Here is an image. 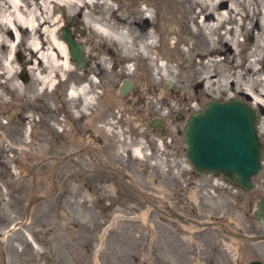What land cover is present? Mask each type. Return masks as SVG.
I'll return each instance as SVG.
<instances>
[{
  "label": "rangeland",
  "instance_id": "374dc122",
  "mask_svg": "<svg viewBox=\"0 0 264 264\" xmlns=\"http://www.w3.org/2000/svg\"><path fill=\"white\" fill-rule=\"evenodd\" d=\"M208 2L81 0L82 5L68 7L57 0L52 3L55 43L67 50L60 27L76 18L71 31L85 46L90 65L80 68L69 57L67 66L50 68L54 77L48 86L37 84L30 72L27 35L18 47L17 42L12 44L14 48H0V264L264 262V241L247 243L219 227L201 230L151 210L152 205L157 210L169 204L197 220L220 222L229 231L264 233V225L252 215L256 200L264 194L261 177H253L259 187L252 192L237 193L228 185L220 189L221 175L193 173L183 135L176 131L183 124L181 116L209 98H238L257 110L264 151V0L212 4L215 13L225 15L223 22L203 19L211 6ZM97 25L107 26L112 38L96 32ZM119 35L128 38L124 45L115 40ZM9 60H13L12 75L7 72ZM101 71L105 72V90L112 87L114 91L124 77L167 82L168 123L175 130L165 139L169 141L163 150L168 155L165 160H157L156 139L143 128L146 120L139 125L132 119L121 123L120 106L101 104ZM85 85L90 97L87 103L83 97L70 95L72 89L78 91ZM69 124L87 125L103 135L104 145L95 149L97 160L92 159L93 153H83L74 156V164L62 161L53 185L52 163L70 149L65 143ZM129 125H136L130 136L125 129ZM84 138L91 139V135ZM80 142L74 137L69 145ZM101 163L130 174L137 192L118 178L117 191L109 182L111 192L97 194L89 183L107 178L99 171ZM69 170L78 177L80 187L88 183L87 201L80 195L66 198L64 177ZM211 178L216 186L206 183ZM198 180L205 185L200 182L201 188L195 190L191 181ZM192 208L197 213L192 214ZM20 221L21 225L11 229ZM193 229L200 231L188 232Z\"/></svg>",
  "mask_w": 264,
  "mask_h": 264
},
{
  "label": "flooded vegetation",
  "instance_id": "af4514ba",
  "mask_svg": "<svg viewBox=\"0 0 264 264\" xmlns=\"http://www.w3.org/2000/svg\"><path fill=\"white\" fill-rule=\"evenodd\" d=\"M137 1H139V0H137ZM135 2H136V0L130 1V3H135ZM77 21L78 20L75 18V23H77ZM74 25H72L70 27L71 30H72V27ZM86 61H87L88 65H90V62L87 60V58H86ZM99 73H100L101 79L103 80V81H101L102 87L99 89L100 97H101L100 98L101 104H112V105L120 106L118 118H119L121 123H125V121L132 119L136 123V125H137V122L139 125L141 122H144V120H146V125L143 126V128L144 129L147 128L149 130L146 132V134L151 133V135H153V137L156 139V141H155V144L157 146V152L156 153H157V155H159V158H157V160H160V162H161L162 157H164V160H165V157L168 155H166V156L163 155V150L165 147V143L169 142L168 140L165 142V139H168L171 132H173L175 130L174 129L173 131H171V125L168 123L169 106L165 100L166 99V92H167L166 91L167 89H165V88L168 86L167 82L166 83H163V82L153 83L148 78H143L141 81H138L135 77H124V78L120 79V81L116 84L115 87H113V88H115L114 91L110 90L112 87L110 89L105 90L103 87L104 86L105 72L101 71ZM115 74L116 73H114V75ZM111 77H112V79L114 78L113 74H111ZM116 77H117V79H119V76H115V79H116ZM125 80H129V85L124 84ZM120 88H124V92H120ZM107 96H110V97H107ZM210 100H212V99L209 98L208 100H206L202 106H198L199 107L198 109H195V110L193 109V111L191 113H189L188 115L181 116V120H182L181 122H183V124L181 127L178 126L179 129H177L176 131L178 133H182L183 128L185 126V123H186L187 119L189 118V116L196 111L202 110L204 105ZM176 118L178 119L179 117L176 116L175 119ZM136 120H137V122H136ZM24 122H25V120L22 119L20 125L22 126V123H24ZM101 125L102 124H99V126H101ZM136 125H133V126L129 125L128 128H126V126H125V129L128 130V134H129L128 136H130L131 134H133L135 132V126ZM66 130L68 131L67 133L70 134V136L68 137V139H66L65 143H66V146L69 147L70 149H69V151L66 152V155L62 156L61 158H58L57 161L52 163V184L53 185H55V182L57 181V178H58L57 177V171L59 170L60 164L62 163V161L66 160V161H69L71 164H74V156L79 155V154H83V153H93L92 159L97 160V159H99L98 154H97L98 151H95V149L96 150L100 149L104 145L103 135H100L99 133L93 132V130H90L87 125L83 126L82 124H80L79 126H77V124L76 125L73 124V126L70 125L69 127H67ZM73 132L75 133V135L72 136ZM85 134L91 135V139L84 138ZM74 137L76 138V140L80 139L81 142L77 146L72 147L69 144H70V142L73 141ZM132 137H134V136H132ZM55 139L58 140V143L61 142V141H59L60 140L59 138H55ZM128 141L129 142L131 141L130 138H128ZM57 146L59 147V145H57ZM99 171L104 173L105 174L104 176H106L107 178L94 180L93 182L89 183V186L95 187V190H97V194H102L103 196H105L108 194L106 192H111L112 189L107 187V186H109V182H112L111 184L115 185L114 190L117 191L118 187L120 185V183H119L120 180L122 181V184L125 187L132 189L135 193L137 192V187H136L137 185L135 182H133L131 175L128 173H125L124 171L119 170L116 166H113L111 164L101 163V165L99 166ZM193 173L195 175H199V174H196L194 171H193ZM203 174H205V173H203ZM208 174H213V173H208ZM263 175H264V163L262 162V169H261L260 173L257 175V177H261L260 180L262 182L260 184V187L262 189L264 188V185H263L264 180L262 178ZM118 178H120V180H118ZM105 180L108 182L106 185L103 184V181H105ZM64 182L68 188V191L66 190V193H65V196L68 200L69 199L72 200L73 196L77 197L79 195L81 196L80 199L82 201L88 200V198H89V189L87 188L88 183H83L82 187H80V185H79L80 182L78 180V177H75L73 170H69L68 172H66L65 177H64ZM200 182H202V181L201 180L194 181V182L191 181V185L194 186L195 190H197V189L201 188ZM215 182L216 181H214L212 178L210 180L206 181V183H209L211 187L216 186ZM221 183H223V185L220 186V189L224 188V190H225L226 187H224V186L228 185L237 193L252 192V191L256 190V187H259V184H256L255 181L253 180V178L251 179L252 188L250 190H246V189H244L238 185L232 184V183L228 182L225 178H222ZM202 184L205 185L204 182H202ZM118 195L119 194H117V196ZM261 197H264V194H261V196L259 198H261ZM186 198H187V196H186ZM178 202H180V201H178ZM153 206L154 205H152L151 210H154L157 213H159L162 218L172 219V220L178 221V223L184 224V225L185 224H190V225L194 224L198 227H201V230L202 229H208L210 227H219V229H221L223 233H227L228 235H230L232 237H234L233 234H244L246 236H254V237L264 235V233L249 235L248 233H245L240 229L236 230V231H229L225 227H223L220 222H217V221L216 222H206V221L197 220L195 217L186 216V215H183V214L177 212L169 204L164 209H157V210L154 209ZM182 207L184 209L183 204H182ZM113 209H115V207ZM190 211L192 214L197 213L195 208H192V210H190ZM113 215H116V214L114 213ZM182 228H183V230L185 229V227H182ZM195 231L198 232V231H200V229H197V230L193 229L192 231L190 230L188 232L193 233ZM236 239L243 240L247 243L251 242L246 237L236 238ZM260 241H264V240H258L255 242H260ZM190 252H192V250ZM194 254H195V251H194ZM194 254L192 253V255H194ZM253 260L262 261L260 259H253ZM253 260H250L249 262H251Z\"/></svg>",
  "mask_w": 264,
  "mask_h": 264
},
{
  "label": "water",
  "instance_id": "95a60500",
  "mask_svg": "<svg viewBox=\"0 0 264 264\" xmlns=\"http://www.w3.org/2000/svg\"><path fill=\"white\" fill-rule=\"evenodd\" d=\"M74 24L75 18H72L62 25L60 36L67 46L71 61L84 68L88 66L85 46L72 33L70 26ZM124 84L129 85V80H125ZM124 88H120V92H124ZM258 119L257 110L250 103L238 98L224 101L212 99L202 110L192 113L182 134L186 145L185 156L193 171L196 174L217 173L228 182L250 190L251 179L260 173L264 156L257 131ZM252 215L259 224H264V197L257 199ZM22 223H16L11 229ZM233 236L246 237L251 242L264 240V235ZM248 264L264 263L253 260Z\"/></svg>",
  "mask_w": 264,
  "mask_h": 264
},
{
  "label": "bare ground",
  "instance_id": "6f19581e",
  "mask_svg": "<svg viewBox=\"0 0 264 264\" xmlns=\"http://www.w3.org/2000/svg\"><path fill=\"white\" fill-rule=\"evenodd\" d=\"M56 1L57 0H0V48H14L12 44L17 42L18 47L24 35H27L29 41L26 46V51H30V56H32L29 60V64L32 65L30 67V72L35 76L37 84L45 86L52 83L54 71L50 68H52L53 65L67 66L70 62L65 46L59 45L58 42L55 43L53 38L52 3ZM63 1L64 5L68 7L77 4L82 5L81 0ZM202 1H205V3L210 1L208 4H211L210 7L207 6L208 13L203 14V19L205 21L219 20V22H223L225 20V15L215 13L212 5L220 0ZM148 17L152 18V14H149ZM215 27L216 26H212V28ZM94 30L109 38L113 36L110 29L105 25H97ZM115 40L119 42L120 45H124L128 38L126 35H119ZM8 62L7 72L9 75H12L15 72L13 60H9ZM86 92L87 86L85 85L81 86L78 91L72 89L70 95L72 97H83L84 101L87 103L90 101V97L87 96ZM104 235L105 232L103 237Z\"/></svg>",
  "mask_w": 264,
  "mask_h": 264
}]
</instances>
